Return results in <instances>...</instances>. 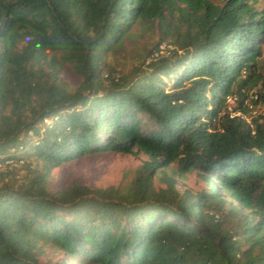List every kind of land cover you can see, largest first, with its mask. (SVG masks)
Here are the masks:
<instances>
[{
	"label": "trees",
	"instance_id": "16d2710c",
	"mask_svg": "<svg viewBox=\"0 0 264 264\" xmlns=\"http://www.w3.org/2000/svg\"><path fill=\"white\" fill-rule=\"evenodd\" d=\"M256 1L0 0V264H264V115L223 104L264 105ZM135 28L155 35L145 58L170 48L117 72ZM107 151L146 160L124 185L49 186ZM192 170L205 188H176Z\"/></svg>",
	"mask_w": 264,
	"mask_h": 264
},
{
	"label": "rangeland",
	"instance_id": "374dc122",
	"mask_svg": "<svg viewBox=\"0 0 264 264\" xmlns=\"http://www.w3.org/2000/svg\"><path fill=\"white\" fill-rule=\"evenodd\" d=\"M258 10L264 9V0H257ZM155 35L140 29H132L131 35L123 39L122 47L115 54L108 56L107 61L113 64L117 72L126 71L130 67L142 68L149 56L145 58L146 51L152 47L155 41ZM264 48V45H263ZM260 72L264 75V50L258 59ZM59 77L70 86H75L78 77L71 71L67 65L58 72ZM146 160V156L141 153L119 154L114 152H99L87 154L70 161L61 163L50 171L48 184L51 188L68 185L71 181L79 184H85L90 187H105L108 185H124L133 177L135 169ZM174 170V164L163 169L167 174ZM159 171L153 175V184L155 187H162L159 182ZM177 180L176 188L182 190L185 186L190 192H196L205 188L204 182L198 177L197 171L192 170L186 173L182 179ZM234 204L235 202L231 200ZM226 223L234 222L235 218H223ZM228 221V222H227ZM62 255L59 251L51 252L45 248V255L39 257L40 262H53Z\"/></svg>",
	"mask_w": 264,
	"mask_h": 264
},
{
	"label": "built area",
	"instance_id": "2783aa9c",
	"mask_svg": "<svg viewBox=\"0 0 264 264\" xmlns=\"http://www.w3.org/2000/svg\"><path fill=\"white\" fill-rule=\"evenodd\" d=\"M170 48V45L165 42H161L157 46V50L151 53V58L157 56V53H165ZM244 93V92H243ZM241 100L238 101L237 94L229 93L224 97V109L230 116H239L244 119L247 123H250L251 118L258 115H264L263 103L257 102L258 96L256 93H244L240 96ZM240 107L246 110V114H243L239 109ZM217 219V215L213 216Z\"/></svg>",
	"mask_w": 264,
	"mask_h": 264
},
{
	"label": "clouds",
	"instance_id": "9594fccd",
	"mask_svg": "<svg viewBox=\"0 0 264 264\" xmlns=\"http://www.w3.org/2000/svg\"><path fill=\"white\" fill-rule=\"evenodd\" d=\"M228 94H229V93H228ZM226 95H227V94H226ZM226 95H225V96H226ZM225 96H224V97H225ZM223 104H224V99H223Z\"/></svg>",
	"mask_w": 264,
	"mask_h": 264
}]
</instances>
